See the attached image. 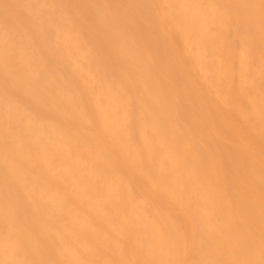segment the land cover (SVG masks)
Listing matches in <instances>:
<instances>
[{
    "label": "bare ground",
    "instance_id": "6f19581e",
    "mask_svg": "<svg viewBox=\"0 0 264 264\" xmlns=\"http://www.w3.org/2000/svg\"><path fill=\"white\" fill-rule=\"evenodd\" d=\"M0 264H264V0H0Z\"/></svg>",
    "mask_w": 264,
    "mask_h": 264
}]
</instances>
